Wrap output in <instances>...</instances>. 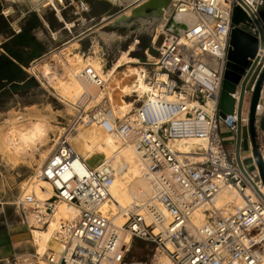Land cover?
I'll use <instances>...</instances> for the list:
<instances>
[{"label":"built area","instance_id":"1","mask_svg":"<svg viewBox=\"0 0 264 264\" xmlns=\"http://www.w3.org/2000/svg\"><path fill=\"white\" fill-rule=\"evenodd\" d=\"M242 1L244 5L239 0L175 3L153 39L156 46L163 36L158 57L144 63L154 67L143 72L150 74L145 78L148 90L144 96L135 92L137 107L131 114L116 116L108 98L105 106H76L72 120L59 132L52 156L35 174L50 182L53 194L38 198L22 191L12 202L31 233L48 229L55 220L54 238L61 250L42 254L36 250L29 256L6 258L3 264H128L126 254L134 240L154 244L174 264H264V199L257 191L264 195L260 188L264 184L256 164L253 172L244 166L250 180L246 177L236 156L228 152L221 132L222 124L238 132L237 108L225 117L219 108L233 9L239 5L250 16L248 6L260 17L262 0ZM40 3L58 6L60 11L68 7L66 0ZM178 14H192L196 20L183 32H176L177 25L171 20ZM261 23L264 27V21ZM247 29L258 34L254 24ZM81 78L87 84H105L90 66L81 72ZM261 106L260 100L257 113ZM244 114L242 122L249 123V112ZM79 126L101 127L134 146L140 156L141 173L151 194L145 201L122 208V224L101 212L119 177L118 168L112 160L89 163L78 152L73 138ZM179 140H199L201 144L180 152L174 145ZM257 141L264 160V130H257ZM88 147L96 149L92 142ZM226 189L236 190L242 204L222 211L215 202ZM61 204L74 212L56 220ZM200 211L207 219L195 226L193 217Z\"/></svg>","mask_w":264,"mask_h":264},{"label":"bare ground","instance_id":"2","mask_svg":"<svg viewBox=\"0 0 264 264\" xmlns=\"http://www.w3.org/2000/svg\"><path fill=\"white\" fill-rule=\"evenodd\" d=\"M117 1L121 4L127 3L131 5V3L133 4L139 2L140 0ZM173 5L174 4L166 10L164 17H162L158 23V30L154 40L157 39L158 33L162 30L167 20V14L172 9ZM124 12L127 16H129L131 14V8L128 7ZM57 13L59 18L64 20L60 10H57ZM194 21L195 18L192 14H178L175 17L174 24L177 25V28H179L181 32H183L185 27L189 24L191 25ZM67 25L74 26L73 23H67ZM135 45L136 44H134L133 47ZM78 47L79 44L77 41H71L67 44V46L64 48L62 47L60 51L52 55L53 57H58L62 62L63 69L65 70L64 75H60L56 69L52 70L51 65H41L40 72L42 73V76L48 80V83L54 88L62 101L69 107L73 108L75 105L84 103L86 107L90 108L93 104L98 105L100 102L104 101L107 96H110L109 88H107L109 82L107 81L109 77L112 76V72H116V70L124 66L126 62L120 61L114 64L111 69H106V64L104 63L105 61L99 56L91 54L84 57L82 53L74 51ZM149 57L153 59L152 56ZM38 66L39 64H34L29 70L34 73ZM89 66L105 80L104 87L87 84L82 80L81 72ZM148 75L150 74L144 73L142 81H140L143 83V85H141L143 90L142 93H139V96H144L143 94H145L148 90V84L145 81V78ZM122 91L126 95L130 92L128 89H123ZM118 93L115 92L112 94L113 96L111 95V97H113L112 99H114V103L118 102L117 106L110 107L116 116L124 117L131 114L136 106H134L131 101H126L123 98V93ZM263 100L264 83L261 90V103ZM102 105L105 106L106 104L104 103ZM18 119L20 118H17L16 121ZM16 121L12 123L6 135L0 137V152L9 159L13 160L15 163L23 154L29 152V150L37 149L39 144H42V146L48 145L50 141V126L47 118L45 119L40 117L27 127L18 126L19 124L16 125ZM73 140L78 152H82L81 154L86 157L89 163L112 160L113 165L118 168L119 177L115 180L113 186L111 187V197L104 203L101 208V212L106 216H115L114 221L117 224H122L124 222V218L121 214L122 208L128 206L132 202L140 203L145 201L151 194L150 184L141 173L140 156L138 152L134 146L122 142L120 138L106 133L98 126H91L89 128L79 126ZM88 142H92L94 148L96 149H89ZM200 144L201 142L199 140H179L174 143L175 147L179 149L180 152H187L190 148H196ZM53 148L54 146L48 151L45 150L41 152L40 159L38 160V172L42 170L46 162L52 156ZM96 156L99 159H97ZM189 160L194 161L196 160V157H189ZM260 188L264 193V187L261 186ZM23 191L33 192L38 198H46L53 194V188L50 182L43 178H36V176H33L30 181L24 184ZM241 204L242 197L238 195L234 189L224 190L215 202V206L222 211L233 209L235 206H239ZM69 211L74 212L73 208L70 209L65 204H61L56 220H58L60 216H66ZM206 219V214L201 211L197 212L193 217V224L195 226H200ZM56 225L57 223L54 220L48 229H34L32 231L34 242L38 246L41 254L46 252L47 249H50L51 246L56 248L57 251L61 249L60 244L54 238ZM157 259L156 264H174L168 255H162Z\"/></svg>","mask_w":264,"mask_h":264},{"label":"rangeland","instance_id":"3","mask_svg":"<svg viewBox=\"0 0 264 264\" xmlns=\"http://www.w3.org/2000/svg\"><path fill=\"white\" fill-rule=\"evenodd\" d=\"M105 5L106 2L103 0H97L94 10L98 12V10L102 9L100 7H104ZM173 11L174 8L169 11L168 16ZM107 24L88 19L85 22L78 23L69 38H73L72 41H76L79 33H85L84 36L88 35L80 46L82 51H86L84 57L91 54L99 56L105 61L106 69H111L114 64L120 61L126 62L116 72H112L113 77H109L107 88H109L110 96L106 98L110 100L111 106L115 107L118 102H115V104L111 95L115 92L123 93V89H128L130 90L129 94L123 93V98L126 101H131L136 106L134 102L135 92L142 93L143 88L141 85L143 83L140 81H142L143 72L154 67L144 65V63L152 60L149 56L158 57V47L163 40V36L161 35L156 46H153L157 25L154 26L151 22L147 23L144 27H133L130 31L125 28L117 30L109 27ZM67 34L64 33L62 40H64ZM62 40L58 41L59 48L54 53L60 51L62 47L67 46V44H62ZM134 44L136 45L133 47ZM74 51L80 52L77 49ZM52 55L50 54L40 64L51 65L52 70L56 69L60 75H64L65 70L63 69L62 62L58 57H53ZM32 65L26 66L27 69H24L25 79L20 83H16V87H12V84H9L4 91L0 92V137L6 135L17 118L20 119L16 121V125L19 124L18 126L27 127L33 121L42 117L47 118L49 121L50 141L45 146L39 144L38 150H29L16 163L0 152V225L2 222H6V217H16V209L12 204L14 198L23 191L24 184L30 181L38 172V160L40 159L41 152L48 151L54 146L59 132L72 120L76 106H80L79 104L71 108L63 102L54 88L48 83V80L42 76L40 72L41 65L38 66V70L35 69L34 73L29 70ZM104 103L105 101H102L98 105L102 106ZM94 106L96 105L93 104L90 108ZM226 148L231 154L233 145L229 144ZM96 158L99 159L97 156ZM244 165L249 172H253L256 167L252 157H247L244 160ZM3 208L5 209L4 212L2 211ZM130 250L126 254L128 264H156L157 258L167 255L165 252L157 250L154 244L143 240H134L130 246Z\"/></svg>","mask_w":264,"mask_h":264},{"label":"crops","instance_id":"4","mask_svg":"<svg viewBox=\"0 0 264 264\" xmlns=\"http://www.w3.org/2000/svg\"><path fill=\"white\" fill-rule=\"evenodd\" d=\"M96 1L66 0L68 7L60 11L64 18V20H61L57 13V10L60 8L58 6L57 9L51 6L43 7L40 3L41 0H0V56L4 55L10 58L18 63L23 70H26V66L30 64L43 65L40 62L49 57L50 54L52 55L59 48L58 41L63 39L64 33L68 34L62 40L63 45L73 40L69 36L73 34V29L78 23L85 22L88 19L103 22L106 17L115 15L120 11L124 12L130 6V4H120L117 0H103L106 2V5L100 7L102 9L96 12L94 10ZM133 4L131 3V5ZM259 16V19L264 21V0L259 5ZM67 23H73L74 26H68ZM19 29H21V32L17 33ZM157 30L158 25L156 34ZM84 34L79 33L76 41L79 44L77 50L85 56L86 51H82L80 47L82 41L88 36H84ZM13 56L20 57L21 63L17 62ZM243 112L245 113L244 115L248 112L247 105H245ZM256 118V129L264 130V100ZM248 127L249 123L242 122L243 138L248 136ZM221 132L225 145H233L231 155L236 156L238 132H231L223 124ZM240 155L243 166H245L244 160L247 157H252L251 152L245 150H241ZM2 211L4 212L5 209L3 208ZM5 221V223L2 222L0 225V264H3L6 258L23 255L29 256L34 254L36 250H39L34 242L33 232L31 233L27 226L20 221L18 213L16 217H6ZM47 250L57 251L52 246Z\"/></svg>","mask_w":264,"mask_h":264},{"label":"water","instance_id":"5","mask_svg":"<svg viewBox=\"0 0 264 264\" xmlns=\"http://www.w3.org/2000/svg\"><path fill=\"white\" fill-rule=\"evenodd\" d=\"M178 1V0H177ZM175 0H141L128 7L131 14L127 16L120 11L115 15L106 17L105 22L109 27L128 31L133 27H144L151 22L158 25L165 12ZM243 5V1L239 0ZM174 5L172 9L174 8ZM246 6V5H245ZM250 16L237 5L233 9V29L231 32L227 60L225 63L224 80L220 95V114L225 117L233 114L237 108L238 113V134L236 143V159L246 177L250 180L241 160V150L250 151L259 170L261 180L264 184V160L258 149L257 141V107L261 100V90L264 83V27L253 11L246 6ZM171 20L174 23L175 17ZM256 25L258 34H254L247 29L249 25ZM190 25V24H189ZM188 25L185 27L184 30ZM176 32H181L176 30ZM253 87V90L251 88ZM247 105L249 112L248 136L242 135V114ZM264 199V195L257 188Z\"/></svg>","mask_w":264,"mask_h":264},{"label":"trees","instance_id":"6","mask_svg":"<svg viewBox=\"0 0 264 264\" xmlns=\"http://www.w3.org/2000/svg\"><path fill=\"white\" fill-rule=\"evenodd\" d=\"M17 62L21 63L18 56H13ZM24 70L20 65L6 56H0V92L4 91L9 84L16 87V83H20L25 79Z\"/></svg>","mask_w":264,"mask_h":264}]
</instances>
